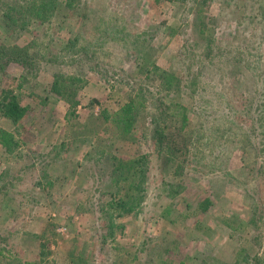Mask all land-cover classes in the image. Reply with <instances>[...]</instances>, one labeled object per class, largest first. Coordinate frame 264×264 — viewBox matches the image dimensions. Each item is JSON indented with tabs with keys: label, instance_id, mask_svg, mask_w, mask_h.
Here are the masks:
<instances>
[{
	"label": "rangeland",
	"instance_id": "rangeland-1",
	"mask_svg": "<svg viewBox=\"0 0 264 264\" xmlns=\"http://www.w3.org/2000/svg\"><path fill=\"white\" fill-rule=\"evenodd\" d=\"M9 1L0 46L35 57L0 73L30 107L17 123L0 111L20 140L0 146L12 264H264V0H58L7 29ZM140 91L119 135L102 110Z\"/></svg>",
	"mask_w": 264,
	"mask_h": 264
},
{
	"label": "trees",
	"instance_id": "trees-1",
	"mask_svg": "<svg viewBox=\"0 0 264 264\" xmlns=\"http://www.w3.org/2000/svg\"><path fill=\"white\" fill-rule=\"evenodd\" d=\"M58 7V0H12L6 3L2 11L7 29H26L30 20L48 21L53 18ZM34 58L29 46L22 48L19 46L6 48L1 45L0 73L6 70L11 64L15 66L20 65L23 70H26L33 65L31 60ZM154 71H156L161 84L167 90L174 88L175 85L177 86L179 80L174 73L166 69H161L158 66H154ZM142 97L143 91H140V93L135 92L114 112L102 110L105 121L111 123L114 128L117 127L121 132L119 135L126 136L132 132L139 117H141L142 110L145 108V102L142 100ZM29 108L28 105H23L21 103L20 97L14 90L8 88H3L1 90L0 111L14 123L24 118L28 114ZM171 111L174 117L172 122L175 128L180 132L186 131L189 126V119L185 106L181 103H176ZM19 145L20 140L16 138L13 132L0 127V146L12 152ZM205 202L209 203V200ZM121 205V207H125L127 203H122ZM124 209L131 211L133 206ZM0 255L8 258L7 264H12V259L10 257L11 252L6 246L0 245Z\"/></svg>",
	"mask_w": 264,
	"mask_h": 264
}]
</instances>
